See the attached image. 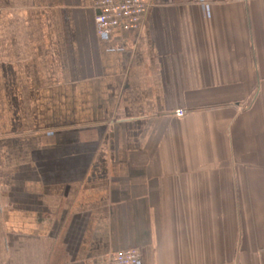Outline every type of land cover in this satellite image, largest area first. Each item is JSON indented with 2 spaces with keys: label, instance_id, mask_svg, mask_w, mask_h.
<instances>
[{
  "label": "crops",
  "instance_id": "obj_1",
  "mask_svg": "<svg viewBox=\"0 0 264 264\" xmlns=\"http://www.w3.org/2000/svg\"><path fill=\"white\" fill-rule=\"evenodd\" d=\"M95 1L0 0V264H264V0Z\"/></svg>",
  "mask_w": 264,
  "mask_h": 264
},
{
  "label": "built area",
  "instance_id": "obj_2",
  "mask_svg": "<svg viewBox=\"0 0 264 264\" xmlns=\"http://www.w3.org/2000/svg\"><path fill=\"white\" fill-rule=\"evenodd\" d=\"M149 0H96L94 2L97 34L109 37L116 31L137 30L142 24L149 7ZM178 116L185 110L178 109ZM113 264H139L141 253L137 248L117 251L112 255Z\"/></svg>",
  "mask_w": 264,
  "mask_h": 264
}]
</instances>
